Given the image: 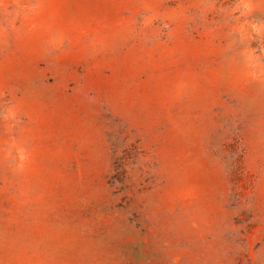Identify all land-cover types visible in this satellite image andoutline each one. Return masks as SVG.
I'll list each match as a JSON object with an SVG mask.
<instances>
[{
  "label": "rangeland",
  "instance_id": "1",
  "mask_svg": "<svg viewBox=\"0 0 264 264\" xmlns=\"http://www.w3.org/2000/svg\"><path fill=\"white\" fill-rule=\"evenodd\" d=\"M0 264H264V0H0Z\"/></svg>",
  "mask_w": 264,
  "mask_h": 264
}]
</instances>
